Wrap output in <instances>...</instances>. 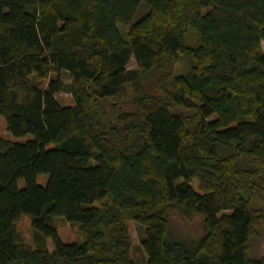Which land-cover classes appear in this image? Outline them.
I'll list each match as a JSON object with an SVG mask.
<instances>
[{
  "label": "trees",
  "instance_id": "trees-1",
  "mask_svg": "<svg viewBox=\"0 0 264 264\" xmlns=\"http://www.w3.org/2000/svg\"><path fill=\"white\" fill-rule=\"evenodd\" d=\"M263 42L264 0H0V264H264Z\"/></svg>",
  "mask_w": 264,
  "mask_h": 264
},
{
  "label": "rangeland",
  "instance_id": "rangeland-1",
  "mask_svg": "<svg viewBox=\"0 0 264 264\" xmlns=\"http://www.w3.org/2000/svg\"><path fill=\"white\" fill-rule=\"evenodd\" d=\"M124 32L127 30L124 29ZM262 49L264 52V42L262 43ZM188 61L182 59L177 66V73H182L188 68ZM129 69L136 70L137 65L134 59L130 62ZM64 78L66 83H70L69 74L65 73ZM58 101L64 106H72L74 105L73 99L71 94L68 92H63L57 95ZM0 136L6 140L10 141H19L25 142L27 139H31L32 136H27L26 138L17 139L14 138L7 129V124L3 117H0ZM39 183L42 185L46 184L47 177L41 176L39 179ZM24 183L20 182V186L23 187ZM194 187L198 189L197 183H194ZM172 223H174L173 227L174 230L182 232V234L190 235L189 237L195 238L197 234H201L203 232L202 229V217L197 216L193 222L182 223L177 215L172 216ZM176 217V218H174ZM174 221V222H173ZM56 224L59 230V234L62 240L66 243H81L83 237L80 233L78 225L71 224L66 222L64 219L59 218L56 220ZM130 233L133 240V248H132V256L134 260L137 262L143 263L148 260V257L141 246V241L144 234V229L135 222H130ZM16 232L18 235V239L25 244L32 246L33 248H38V242L36 235L33 231L31 220L28 216H23L17 223H16ZM46 245L50 252L54 250L53 243L50 239L46 241ZM252 256L256 258L264 257V230L262 232L261 237L255 239L252 245Z\"/></svg>",
  "mask_w": 264,
  "mask_h": 264
}]
</instances>
